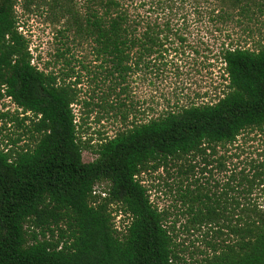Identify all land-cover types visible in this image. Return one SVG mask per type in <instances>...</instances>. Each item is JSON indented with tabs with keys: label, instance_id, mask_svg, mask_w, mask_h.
I'll use <instances>...</instances> for the list:
<instances>
[{
	"label": "trees",
	"instance_id": "1",
	"mask_svg": "<svg viewBox=\"0 0 264 264\" xmlns=\"http://www.w3.org/2000/svg\"><path fill=\"white\" fill-rule=\"evenodd\" d=\"M205 1L215 5L206 11L209 21L222 26L264 15V0ZM185 2L0 0V100L21 110L15 120L34 139L32 146L0 148V264H180L186 250L179 230L203 227L212 236L190 253L200 256L195 264H264V173L211 180L213 169L227 171L219 148L264 129V44H222L226 84L214 101L132 123L91 146L78 136L72 106L81 79L68 44L55 50L52 65L39 67L16 12L18 3L23 12L45 7L64 20L61 41L89 44L108 91L119 95L137 72L178 65L172 53L183 55L190 45ZM86 149L92 162L83 161ZM197 159L204 182L195 177ZM156 173L173 177L174 206L159 208L151 199L146 176ZM102 182L109 184L105 196L94 194ZM119 212L121 227L113 217Z\"/></svg>",
	"mask_w": 264,
	"mask_h": 264
},
{
	"label": "rangeland",
	"instance_id": "2",
	"mask_svg": "<svg viewBox=\"0 0 264 264\" xmlns=\"http://www.w3.org/2000/svg\"><path fill=\"white\" fill-rule=\"evenodd\" d=\"M184 5L183 12L188 13V43L193 50L188 47L183 55L172 53L177 66L174 61L175 63L167 68L143 69L137 72L128 80L127 89L121 90L117 95L108 91L104 70L95 62L89 44L74 42L72 39L61 41L59 31L64 26V20H60L58 16L54 17L45 7L23 12L18 3L16 12L19 30L29 40L35 64L39 67L49 63L52 65L55 50L62 47L63 42L70 48V67L74 68L75 75L81 79V84L77 87L79 103L72 106L80 140L95 146L100 140L113 137L132 123L147 122L181 106L214 101L215 95H219L226 84L222 79L223 69L218 59L222 44L232 41L249 49H256L264 44V15L259 12L251 22L236 23L234 19L222 26L208 19L206 11L215 8L214 4L205 0H186ZM238 18L236 16V19ZM83 66H86V69ZM70 81L75 82L76 78L68 79V82ZM0 113L8 114V117L0 120V148L20 149L34 144L26 125L15 120L16 116L21 119L23 115L9 98L0 100ZM218 156L226 162L227 171L213 169L211 180L224 181L230 173L242 170L248 174L255 170L264 173V129L244 132L236 145L219 148ZM95 158L90 149L83 151L84 162H92ZM200 161L196 160L198 169L195 177L204 182L208 178L200 175L199 169L203 166ZM194 179L190 175L188 182H193ZM146 180L148 185L153 186L151 199L159 208L174 206L175 199L170 192L174 184L173 177L156 173L146 176ZM108 187L107 182H102L95 189L97 192H104ZM261 194L256 190L257 198ZM113 217L117 225L121 218L123 219L120 213H113ZM208 232L209 239L212 232L206 227L189 233L179 230L178 240L186 250L182 253L185 261L180 264H195L200 256L194 254L191 258L190 253L196 249L198 252L205 249Z\"/></svg>",
	"mask_w": 264,
	"mask_h": 264
},
{
	"label": "built area",
	"instance_id": "3",
	"mask_svg": "<svg viewBox=\"0 0 264 264\" xmlns=\"http://www.w3.org/2000/svg\"><path fill=\"white\" fill-rule=\"evenodd\" d=\"M95 187H96V186H95ZM93 193H94V194L101 193L102 196H105L104 192H101V191L97 192L95 188H94V192H93ZM119 213L121 214V212H119ZM121 215H122V214H121ZM122 217H123V215H122ZM121 220H122V218H121ZM121 220L118 222V225L120 224ZM115 223L117 224L116 220H115Z\"/></svg>",
	"mask_w": 264,
	"mask_h": 264
}]
</instances>
